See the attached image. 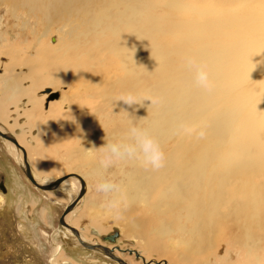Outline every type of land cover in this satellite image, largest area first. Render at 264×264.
Listing matches in <instances>:
<instances>
[{
	"label": "rangeland",
	"instance_id": "374dc122",
	"mask_svg": "<svg viewBox=\"0 0 264 264\" xmlns=\"http://www.w3.org/2000/svg\"><path fill=\"white\" fill-rule=\"evenodd\" d=\"M123 2H126L125 5L141 8L144 6L143 8L150 16L155 17L154 19L152 16V20L150 19V33L146 45L152 58L160 61L149 70L148 85L151 95H160L164 86L167 88L166 92L171 93L176 91L175 88H181L183 85L188 98L191 94L190 84L194 80V70L184 66L183 58L193 56L197 60L212 59L216 61L215 67L224 68L222 63L225 57L220 53L224 51L225 54L232 56V53L227 52L228 48L237 49L240 46V54L247 53L242 54V59L247 61L248 67L250 65L256 70L251 78L234 84L238 89L231 92L230 98L227 93L222 97L216 93L219 104L224 103L231 111L227 117H231L232 123L222 125V127L228 126V129H222L224 132L222 152H224L225 143L247 137L241 131L245 125H250V131L258 130L255 122L248 123L249 111L257 114L264 130V0H122V4ZM181 5L189 6V9L185 6L181 8ZM195 14L197 15L194 17ZM196 19L200 20L199 23ZM202 20L207 21V26ZM76 23L77 21L75 22L73 18L67 20L58 17L51 22L45 20L43 16H39L38 19L21 8H14L8 1L0 0V127L16 135L20 144L26 148L32 172L41 181H49L68 173L83 175L87 180L85 195L66 216L67 222L78 228L89 242L120 247L121 250L117 249L115 254L128 264H146L131 250H137L146 260L149 259L148 261L157 260L163 263L167 260L171 264H264V210L258 215V217L261 216L262 224L258 225L256 219L252 223V228L246 232L235 228H222L223 225L219 223L221 221L219 219H215L211 225L202 224L199 232H194L190 228L195 218L184 216L186 212L178 199L173 198L171 193L165 195L163 202L156 197L172 182L169 175L177 167L175 156L170 158L173 162L171 169L168 167L171 162L163 163L164 170L162 167L147 169L136 162L134 164L123 162L107 171L100 168L94 146L99 147L105 142V131L110 136L119 134L125 130L128 118L137 121L139 110L136 106L143 100L139 97L140 103H135L134 108L126 112L127 118L124 121H122L125 118L123 112L120 117H117L111 113L112 111L110 112V108H107L106 112L92 114L97 107L95 105H98L102 99V97L97 99L100 91L106 88L105 86L107 88L103 91H109L112 80L121 77L122 73L118 69L120 60L107 47L112 37L110 32L107 31L105 37L103 36L106 40L101 37L91 41L87 39V42L85 37H78L77 31L83 28H76ZM186 24L189 25L186 26ZM194 25L199 29L197 30ZM193 27L198 35L197 32L190 34L196 31ZM214 27L217 29L215 30ZM201 28L205 29L203 33ZM185 31L186 35L185 33L180 35V32ZM209 33L211 36L208 35ZM206 34L210 38L214 37L210 40ZM223 34L226 36L224 37ZM230 41L235 47L231 46ZM119 42L118 40L117 44ZM81 44L86 46L83 47ZM220 46H227V50H223L224 47ZM82 47L83 52L80 51ZM103 50H105L104 53ZM255 50L259 51L256 53ZM85 52L87 58L84 57L86 58L84 61L80 55ZM254 53L255 56H259L252 58ZM88 55L92 56L91 59ZM229 55L226 56L230 58ZM259 62L261 64H258ZM84 63L86 66L89 65V68L90 64H93L95 75L94 73L82 75ZM231 81L229 78L228 83L231 84ZM10 84L12 88H8ZM84 87L87 89L83 90ZM125 87L128 89L125 88L124 91L130 89L129 85ZM114 91L119 90L114 89ZM120 92L122 91L117 93ZM93 93L97 95V98L91 96ZM233 96L235 98L231 99ZM49 97L53 100H48ZM101 102L100 104L103 103ZM55 104L57 107L54 106ZM188 104H190L191 112L197 107L191 101ZM191 106L195 107L191 108ZM214 108L212 107L206 114L211 115ZM149 111L153 116L157 115V107L151 105L146 113L148 114ZM240 119L243 121L241 122ZM123 122H126L125 126ZM173 124L167 126L164 129L165 133H161L162 135L160 134L158 138L163 146L162 149L165 148L163 149L165 157L173 153L172 149L176 145L177 138L188 135L186 142L196 138L192 139V136L197 134L195 132L198 130L199 122L188 125L194 128L191 134L178 130L175 124L172 127ZM174 133V137L169 140L171 142H167L169 135ZM210 138L217 139V137ZM253 140L264 143V131L261 139L255 134ZM6 141L7 139L0 137V184L3 183L5 187L4 190L0 188V197H2L0 200V264H121L100 251L86 248L72 232L67 231L66 227H60V216L73 199L75 188L71 184L64 183L52 190H43L35 186L26 176L23 166L19 163V157L14 155L13 147ZM252 141L248 137L244 146ZM189 144L190 142L187 146ZM14 149L23 156L21 149L15 146ZM210 159L207 160L208 164L213 161L212 158ZM96 167L99 170L95 169ZM136 169L149 173L150 178L146 181L150 189L146 199L136 198L118 215L109 213L102 207L103 194L94 190L95 181L111 173L113 178L119 181L118 183H125L128 174ZM158 174L165 175L164 182L160 181ZM178 182L185 184L186 181ZM183 191L189 199H194L192 186L186 185ZM157 210L159 213L156 212ZM228 219H235L234 215H229ZM229 222L241 225L243 218L241 220L236 218ZM182 224L187 228H182ZM114 233H116L114 241L103 238ZM196 239L201 244H195Z\"/></svg>",
	"mask_w": 264,
	"mask_h": 264
},
{
	"label": "bare ground",
	"instance_id": "6f19581e",
	"mask_svg": "<svg viewBox=\"0 0 264 264\" xmlns=\"http://www.w3.org/2000/svg\"><path fill=\"white\" fill-rule=\"evenodd\" d=\"M4 1H8L9 4L11 6H13L14 8H21L22 10L26 11L30 16L38 17V19H39V16H43L45 18V20L50 21V22L53 19L58 18V17L59 18L63 17L67 20H71L73 18L75 20V22L77 21L75 27L76 28H83V30L80 29L79 31H77L78 37H81V36H83V38L85 37V39H86V40L84 39L85 41H87V39H89L90 41L92 39L97 40L99 38L101 39V37H102V39H104L103 36L105 37V34H107L106 32L107 31L110 32L112 37L110 39V44L107 47L109 48V51H111V53L112 52H113V54L115 53L117 55V58H119L120 61L118 64V69H120V71L122 73L121 77H117L114 81L112 80L111 89L114 88V89H117L119 91H124L126 88L125 85L126 86L129 85L130 89L127 91H132V92L136 93L138 98L140 97V98H142V100H143L144 96L151 95L149 92V85H148L149 70L152 66L158 65L160 63V61L159 60L155 61V58H152V56L150 55L151 53L149 52V48L146 49L147 38H148V35L150 33V31H149L150 19L152 16L154 17V15L150 16V14L147 12V10L144 9L145 8L144 6H143L144 8L143 7L141 8L138 6L125 5L124 3H126V2H123V4H122V0H4ZM199 3H200V1H199ZM220 3H221V1H220ZM172 4H174V3H172ZM182 6H185V5H181V8H182ZM188 7L185 6L186 9H189ZM149 10H151V9H149ZM177 11H179V10H177ZM196 15L197 14H195L194 17ZM165 16L167 17V15H165ZM205 18H207V17L205 16ZM213 18L215 19V17H213ZM219 18H220V16H219ZM235 18H236V16H235ZM154 19H155V17H154ZM199 19L198 20L196 19V21H198V23L200 21ZM223 19H225V18H223ZM236 19H238V18H236ZM194 20L195 19H193V21ZM193 21H190V22L194 23ZM196 21H195V23H196ZM184 22L185 21H183V23ZM202 22H204V24L207 23V21H203V20H202ZM213 22L216 23L217 21H213ZM239 22H241V21H239ZM171 23H172V21H171ZM217 23H219V22H217ZM233 23H235V22H233ZM187 25H189V24H186V26ZM196 25H198V24H196ZM165 26H167V25H165ZM206 26H207V24H206ZM195 27H193V29H195ZM184 28L187 29L186 27H184ZM211 28H213V27L211 26ZM180 29H182V28H180ZM198 29H199V27L197 28V30ZM201 29H202L201 33H203L204 32L203 30H205V29H203V28H201ZM216 29L217 28H215V30ZM197 30L195 32H191L190 34L196 33ZM238 31H240V30H238ZM174 32H176V30H174ZM187 32H189V31H187ZM205 32H208V31H205ZM180 33H181L180 35H182V33H185V35H186V31L180 32ZM222 33H224V32H222ZM163 34H164V30H163ZM175 34H177V32ZM197 35H198V32H197ZM208 35H210V33ZM199 36H200V34H199ZM202 36H203V34L201 35V37ZM223 36H224V34H223ZM227 36H228V34H227ZM213 37H211V38H213ZM163 38H164V36H163ZM211 38H210V40H211ZM233 38H234V36H233ZM104 40H106V39H104ZM118 40L120 42L117 44ZM217 40H220V39H217ZM226 40H228V39H226ZM90 41H89V43H90ZM201 41L203 42L204 40H201ZM80 42L85 43L84 41H80ZM104 43H106V42H104ZM102 44L103 43L101 42V45ZM230 44H231V46L233 45L231 43V41H230ZM238 44H242V43L239 42ZM86 45H88V43ZM86 45L84 44L82 46L84 47ZM98 45H100V43ZM98 45H96V46H98ZM105 45H107V44H105ZM227 46H228V44H227ZM227 46H220V47H224L223 50L226 51ZM83 47L80 50L81 52H83L82 51ZM220 47H218L219 51H221ZM233 47H235V45H233ZM246 47L247 46H245V48ZM99 48H100V46L98 47V49H96V47H95V49L97 51L99 50ZM139 48H141V50ZM215 48H216V46H215ZM239 48H240V46H238L237 49L231 48V47L228 48L229 51H227V52L232 53L233 54L232 56L229 54H225L224 51L221 53L219 52L223 57H225V59H223V63L221 62L222 64H224V66H225L224 68L215 67L216 61L212 60V59H204L203 60L202 58H200L198 60L199 62L206 65V67L210 73V77H211V80L213 83V87L210 90H204V89L197 87L194 83V80H192V83L190 84L191 89L189 87L191 94L187 98L186 90H185V88H183L184 87L183 85H182L183 87L181 86V88L180 87L175 88L176 91L171 92V93L166 92L167 88L164 86L163 91L160 95H157V94L151 95L153 98L157 99V101H158L157 103L151 104L150 100L145 99L142 103H140L136 106L139 110V117L137 118L138 120L137 119L136 120L143 123L145 126H147L150 129V131L152 132V134L157 138L158 141H159V139H158L159 135L161 133H165L164 129L167 126H169L171 123H174L175 127L179 130L181 125H187L188 126V125H192V123L199 122L198 130L195 132L197 134L192 136V139L196 137L195 138L196 140L194 139V140L189 141L190 144L187 146V144L189 142H186L185 139H186V136H188V135L182 136L183 139L177 138V141H175L176 145L172 149L173 153H171V155L165 157L164 163L167 164V163L171 162V164L168 165V167L171 169V167L173 166V162L170 160V158H173L175 156V158L177 159V164H176L177 167L174 169V172H172L169 175V178L172 180V182L169 184L168 187H166V188L164 187L163 190H161V192H159L158 195L156 196L160 201H162L164 198H166L165 195L167 193H171L173 198L178 199L182 203V209L186 212V213H184V216H186L187 218H195L193 223H192V227L190 228L194 232H196V231L199 232L202 224L211 225V223H214L215 219H219V221L221 220L220 222L219 221L218 222L223 225L222 228H226V227H229L231 229L235 228L236 230H240V231L244 230L245 232L247 230L249 231L250 228H252V226H253L252 223L256 219H257L258 225L262 224V220L260 219L261 216L258 217V215H260L261 211L264 210V188H263L264 187V166H263V163H264V143H262V141L253 140V137L256 134V135H258V138L261 139V137L263 136L264 130L262 129V126L260 124L261 120H259V118L257 117V114L254 112H251V111H249L247 113L248 118H249L248 123L255 122V127L258 130L250 131V125L247 124L241 130L242 133L247 136L246 138L235 139V140H231L227 144L225 143L224 152H222V148H221V146L223 144L222 139L224 138V132L222 131V129H225V130L228 129L227 125H224L223 127H222V125L229 123V122L232 123V121H231V117L230 118L227 117L228 114H231L229 107L227 105H225L224 103L219 104V102L217 100L219 99V97H222L223 94H225V93H227L228 97L230 98L232 96V95L229 96L231 94V92L237 88V86L235 87L234 84L236 82H239V81L244 82L249 77L251 78L252 76L255 75V70H256L254 68H251L252 66L250 67V65H249V67L247 66V61L243 60L241 57V56H243L242 54L246 53V52H243L240 54L241 48L240 49ZM85 50H87V49H85ZM105 50H103V53L105 52ZM231 50H232V52H231ZM89 51H90V49H89ZM256 51H259V50H255L254 52H256ZM86 52L83 53L84 56L82 53L80 55V57L81 56L83 57L81 59H83L84 61L87 58L85 56ZM250 53H252V52H250ZM96 54H98V53H96ZM108 55H110V54L108 53ZM226 55L227 56L229 55L231 57L229 58ZM94 56H97V55H94ZM258 56L257 55L255 56V53H254V55H252V58L258 57ZM84 57H86V58L84 59ZM88 57H90L89 59H91L92 56L88 55ZM250 60H255V59H250ZM245 63H246V65H245ZM255 63H256V61H255ZM84 64H83V68H82V75L83 76L89 75V74L93 75L92 73H94V75H95L96 72L95 71L93 72V70H94L92 67L93 64H90V68H89L88 64H87L88 66H86V64L84 66ZM258 64H261V63L259 62ZM107 68H109V67H107ZM98 69H97V72H99ZM100 69H102V68H100ZM257 70H259V69H257ZM106 72H107V69H106ZM99 74H100V72H99ZM92 77L95 78L94 76H92ZM101 78H103V77H101ZM229 78L232 80L231 84L228 83ZM98 80H100V79H98ZM80 81H82V80H80ZM89 81H90V78H89ZM105 81H107V80H105ZM101 82H102V80H101ZM82 83H83V81H82ZM104 83L102 85H104ZM90 84H92V82ZM105 87L107 88V86H105ZM8 88H12L11 84L8 86ZM85 88L86 87H84L83 90H85ZM106 88H103L102 90L100 89L101 91H100V95L98 94V96H99L98 98H97L96 94L95 95H94V93L91 94V96L96 97L98 100L100 99V97H102L101 101L103 100L102 101L103 103L101 101H99L98 102L99 104L97 103L98 105H95L97 107L94 108V111H92V114H98L99 112H106V111H108L107 108H110L109 109L110 112L112 111L111 113H113L117 117H120L122 115V112H123V116H125V118L122 119V121H124L127 118L126 112L130 108H134L135 104L128 105V104L124 103L123 101H118L115 103L114 98L119 94V93H117L119 91H114V89L113 90L110 89L109 91H106V90L103 91ZM126 89H128V88H126ZM189 89H187V90L189 91ZM88 90H90V89H88ZM94 90H95V88H94ZM13 92H15V91H13ZM97 92H99V91H97ZM163 92H166V93L163 94ZM216 93H218V96H219L218 98H216ZM80 95H82V94H80ZM47 96H48V94H47ZM52 96H53V94L51 95V97ZM51 97H49L48 100H53ZM244 97H246V96H244ZM234 98L235 97L233 96L231 99H234ZM222 100H223V98H222ZM189 101L193 102V104L197 106L194 109V111L192 110L193 112L190 111V107H189L190 104H188ZM49 102H51V101H49ZM100 102L102 104H100ZM151 105L157 107V115L156 116H153L150 111L148 114L146 113V110H148V107ZM54 106L57 107V104H55ZM161 106H165V107L162 108ZM194 107L191 106V108H194ZM212 107H215V108L210 113L211 115H207L206 114L207 111L210 110ZM110 112H108V114ZM103 116H105V115H103ZM128 120H129V118H128ZM240 121L242 122L243 120L240 119ZM114 122H115V120H114ZM235 122H237V121H235ZM125 123L123 124L124 126H125ZM174 124L172 125V127H174ZM121 129H123V128H121ZM0 130L3 132H8L7 130L2 129L1 127H0ZM123 131L124 130H122V132ZM122 132H119V134ZM8 133H12V132L10 131ZM98 133L100 134V132H98ZM195 133H193V134H195ZM201 133H202V135H201ZM176 134H178V133H176ZM174 135H175V133L172 135H169L170 137L167 140V142H169V140H171L172 137H174ZM14 136L16 137V135H14ZM210 137H213V138L217 137V139L212 140ZM248 137H249L250 141H252V140L253 141L250 142L248 145L244 146V142ZM3 139H5V138H3ZM16 139L19 141V139L17 137H16ZM165 139H167V137ZM174 140H175V138H174ZM6 142L11 147H13L12 149H13L14 155L16 154V156L19 157L18 158L19 163L23 166V156L22 155L20 156L18 154L19 151L17 152V150L14 149V146L16 148H17V146L13 142H10V140H7ZM19 144H20V141H19ZM163 149H165V148H163ZM208 158L209 159L212 158V160H213L210 164H208V161H207ZM244 158H246V159H244ZM132 163L134 164L135 162H132ZM164 168L162 167V170H164ZM95 169L99 170V168H97V167ZM147 169H149V168H147ZM147 173L148 172H143L140 169H136L131 174H128L127 180L125 183L124 182L120 183L123 187L126 188L128 194H129L130 202L135 200L136 198H140V200H143V198L146 199V194L149 193V189H150L149 185L147 184V181L150 178V176L148 177L149 173L148 174ZM68 174H71V173H68ZM65 175H67V174H65ZM80 176L85 180L83 175H80ZM158 178L160 179V181L164 182L165 175L160 174ZM54 179H56V178H53L49 181H41L40 179H38V180L41 183H44V182L49 183L50 181H52ZM179 180H185L186 182H185V184H181L180 182H178ZM63 183L73 185V187L75 188V195L73 196V198L77 195V193L79 192V190L81 188V181L76 176L67 178L65 181H63ZM85 183H86V188H87V180H85ZM154 183H156V182L154 181ZM186 185H189L190 187L192 186L193 193H194V199H189L186 196V194L184 193L183 189ZM188 190H189V188H188ZM195 195H196V197H195ZM0 198H1L0 200H2V197H0ZM157 204H155V205H157ZM165 204H167V203L165 202ZM176 206H177V204H176ZM156 212H158V210ZM173 213H175V212H173ZM231 214H233L234 218L235 219L237 218V220H241L243 218V222H241V225L236 224L235 222H233V223L229 222V221L235 220V219H231V220L228 219V216ZM177 216L180 217V215H177ZM66 220H67V217H66ZM183 227L187 228L184 224H182V228ZM216 228L217 227L215 226V230H216ZM68 232H71V231H68ZM195 234H197V233H195ZM82 236H83V238H85V236L83 234H82ZM199 239H201V237ZM203 241L204 240L202 239V242ZM194 243L195 244H201V242L197 239L194 241ZM195 247L196 246H194L193 248H195ZM164 260H166V259H164ZM157 262H160V261H157ZM167 263L171 264V263H169V261H167ZM152 264H156V263L153 262ZM162 264H164V263H162Z\"/></svg>",
	"mask_w": 264,
	"mask_h": 264
},
{
	"label": "clouds",
	"instance_id": "9594fccd",
	"mask_svg": "<svg viewBox=\"0 0 264 264\" xmlns=\"http://www.w3.org/2000/svg\"><path fill=\"white\" fill-rule=\"evenodd\" d=\"M186 68L194 70V83L197 87L210 90L213 83L210 73L203 63L193 56L183 58ZM151 104L157 103V99L151 95L143 97ZM115 103L123 101L128 105L140 103L137 94L132 91H122L115 98ZM180 130L185 134H191L193 129L187 125H181ZM104 143L95 147L97 162L101 169L107 171L123 162H136L142 167L159 169L163 166L165 153L157 138L150 129L139 121L128 120L122 134H112L105 131ZM202 135V133H201ZM94 190L104 196L102 207L111 214L118 215L127 208L130 199L125 187L118 183L109 173L95 181Z\"/></svg>",
	"mask_w": 264,
	"mask_h": 264
},
{
	"label": "water",
	"instance_id": "95a60500",
	"mask_svg": "<svg viewBox=\"0 0 264 264\" xmlns=\"http://www.w3.org/2000/svg\"><path fill=\"white\" fill-rule=\"evenodd\" d=\"M0 136L2 138H5L7 140H10L11 142H13L17 148L21 149L23 152V170L26 174V176L30 179V181L37 187L43 189V190H52L55 189L57 187H59L63 181H65L67 178L76 176L80 181H81V188L79 190V192L77 193V195L67 204V206L65 207L63 213L60 216L59 219V224L60 226H64L66 227L69 231H71L79 240V242L85 246L86 248H89L91 250H97L102 252L103 254H105L106 256H109L110 258H112L113 260H116L118 262H120L121 264H128L126 261H124L120 256H118L117 254H115L114 250L115 249H119L121 250L120 247L115 246V247H109L105 244L102 243H94V242H89L87 240H85L82 235L81 232L78 228H76L75 226H72L71 224H69L66 220V216L68 213H70L77 205V203L83 198V196L85 195L86 192V183L85 180L77 173H71V174H67L64 176H60L52 181H50L49 183H41L33 174L32 169H31V165L29 163L28 160V154H27V150L24 146L19 144V141L16 139V137L14 136V134L12 133H8V132H3L0 130ZM0 188H2L3 190L5 189L4 184L1 183L0 184ZM116 233L111 234L109 236H104V239L107 240H111L114 241ZM131 252L135 253V255L137 257H141L142 260L144 261V263L146 264H152L153 262L156 264H162V262H157V260L154 261H147L145 259L144 256H142L137 250H131ZM164 264H168L167 261L163 262Z\"/></svg>",
	"mask_w": 264,
	"mask_h": 264
},
{
	"label": "flooded vegetation",
	"instance_id": "af4514ba",
	"mask_svg": "<svg viewBox=\"0 0 264 264\" xmlns=\"http://www.w3.org/2000/svg\"><path fill=\"white\" fill-rule=\"evenodd\" d=\"M0 137H1V136H0ZM44 183H47V182H44ZM4 197H5V195H4ZM5 201H6V199H5ZM5 201H4V203H5ZM66 230H67V229H66ZM67 231H69V230H67ZM81 235H82V233H81ZM82 237H83V236H82ZM84 239L87 240L86 237H85ZM87 241H88V240H87ZM96 243H97V242H96ZM107 246H108V245H107ZM109 247H113V246H109ZM116 250H117V249H115L114 252H115Z\"/></svg>",
	"mask_w": 264,
	"mask_h": 264
}]
</instances>
